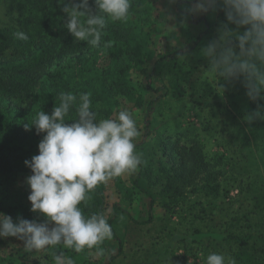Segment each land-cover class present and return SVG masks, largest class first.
Masks as SVG:
<instances>
[{
	"label": "rangeland",
	"instance_id": "obj_1",
	"mask_svg": "<svg viewBox=\"0 0 264 264\" xmlns=\"http://www.w3.org/2000/svg\"><path fill=\"white\" fill-rule=\"evenodd\" d=\"M178 1L130 0L131 7L125 20L113 22L109 19L117 27L116 32L123 33L127 38L128 44H121L126 49L129 48L130 52L121 59L120 66L126 69L123 80L133 85L136 92L134 100L126 96L115 97L114 102L118 101V104L112 106L110 114L103 119H115L120 110H127L133 115L140 132L134 140L135 152L143 162L135 171L117 177L116 182L112 178L98 185L103 191L99 212L105 214L108 222L113 220L112 228L118 240L113 236L111 240H106L101 245L105 255L97 256L95 249L76 253L63 245L26 252L22 241L12 237L0 238V264H55L56 255H66L74 264H109L111 258L114 259L111 264H206L207 256L211 253L234 260L229 250L237 249L225 242L221 249L218 248L219 244L212 248L207 241L208 247L204 250L208 254L204 255V251L198 249L199 238L195 240L194 230L202 227L204 231H208V226L214 225L215 227L210 228L214 232L228 229L234 233H244L252 230V224L248 219L245 220L244 215L250 217L252 214L250 200L253 198H260L263 206L260 209L255 207L256 214L261 216L264 213V184L254 187L252 192L230 189L227 198H216L218 207H210L207 218H194L187 211L195 201L192 196H187L190 189H185L179 210L175 214H169L164 207L168 196L167 193L163 194L164 179L161 181L155 176L161 169L160 163L165 161L163 144L169 139L167 135L179 138L182 144L201 140L212 163L217 162L220 154H224L230 163V169L225 170L226 175L233 173L234 168V175L244 171L247 177L256 175L255 172L261 168L258 159L254 163L255 155L258 158L260 155L255 147L251 152L255 155L236 159L238 149L243 147L247 151L248 146L239 141L240 129L231 120V116L221 111L222 108L224 110L222 101L217 102L231 95L237 85L232 81L230 90H226V85L221 81L225 89L222 93L217 88L215 76L207 71V61L199 54L201 48L216 38L217 28L226 22L224 14L218 10L215 13L188 15L184 10L191 4L188 0L182 3ZM71 2L79 3L80 0ZM21 12L20 5L9 0H0V28L24 29L20 23ZM205 15L210 17L215 26L211 35L203 36L196 47L198 38L205 30L202 22ZM81 22L84 23L83 18ZM83 42L75 40L72 52L79 51ZM172 54H179L175 55L176 60L158 64L160 59ZM150 101L154 102L148 109ZM226 117L231 120L227 132L222 126ZM35 155H38V147L32 149L29 161ZM30 175L32 173H21L16 185L0 188V213L12 217L14 222L19 218L34 222L38 220L31 211L28 200L30 188L26 180ZM226 175L222 174L221 179L231 183L232 176ZM118 178L129 189L133 187V181L139 178L140 185L142 183L145 188L157 192L152 224L135 223L148 219L150 199L144 193H135L132 201H128L119 191ZM239 194L242 196L240 199ZM114 206L119 208L117 213L114 212ZM218 212L224 218H218ZM237 212L242 215L240 222L235 221L236 219L229 220V228L217 225L222 223L218 219L228 221V217L232 219ZM40 218L41 221L45 220L42 215ZM49 227H54V224H49ZM254 230L256 233H263L262 228L254 227ZM216 237L218 243H221V236L216 234ZM250 241L252 255H257L259 250L260 253L264 252V242L260 238ZM256 241L258 244H255Z\"/></svg>",
	"mask_w": 264,
	"mask_h": 264
},
{
	"label": "trees",
	"instance_id": "obj_2",
	"mask_svg": "<svg viewBox=\"0 0 264 264\" xmlns=\"http://www.w3.org/2000/svg\"><path fill=\"white\" fill-rule=\"evenodd\" d=\"M9 1L22 7L20 23L24 29L0 28V188L16 185L21 173H31L25 166V161H29L32 149L38 147L44 134H37L35 127L25 130V124H31L41 110L51 115L54 106L60 103L61 92H72L77 96L80 93H90L92 110L97 113V120L109 115L112 106L118 104V101L114 102L115 97L126 96L134 100L136 92L133 85L123 80L126 69L120 66L121 59L130 52L129 48L123 47L128 44L127 38L123 33L116 32L117 27L110 20L102 31L99 46H91L84 41L79 51L72 52L75 39L64 27L66 20L61 10L64 0ZM89 8L93 12L96 11L94 0H89ZM202 22L205 30L198 38L196 47L203 36L211 35L215 26L208 15L204 16ZM17 32H24L28 39H18L15 35ZM179 54L166 56L160 59L158 64L174 61L175 55ZM230 83H223L226 90H230ZM233 84L237 85L234 92L217 102L222 101L224 110L222 108L221 111L231 116V120L240 129L239 141L248 146L247 151L243 147L238 149L236 159L255 155L251 152L256 148L260 155L259 158L255 155L254 163L258 159L261 168L255 172L256 175L247 177L244 171L234 175V168L233 173L226 175L225 170L230 169V163L224 154L218 153L220 155L216 159L217 162L212 163L201 140L182 144L179 138L167 135L169 139L163 144L165 161L160 163L159 174L155 175L161 181L164 179L163 194H168L167 202L164 203L167 213L175 214L179 210L182 206L180 200L183 199L186 188L190 189L187 196L195 199L187 211L194 218H207L208 209L218 207L216 198H227L230 189L252 192L254 187L264 184V100H250L241 82L234 81ZM239 85L241 87H238ZM153 102L148 103V109L152 107ZM77 107L78 104L70 109L66 123H73L78 118ZM231 120L229 117L225 118L222 125L225 132L228 131ZM222 174L232 176L231 183L222 180ZM115 179L117 177L114 181ZM141 185L137 178L133 181L131 189L125 188L118 178L119 191L129 199L128 201H132L135 193H144L150 199L148 219L135 221L138 225H149L154 220L157 192ZM101 188L97 186L90 191L87 194L88 199L81 203L80 207L86 217L99 213V205L103 200ZM241 197L239 194L238 199ZM250 207L253 208V211H250L251 218L245 215L244 217L252 224V230L244 233H234L228 229L214 232L210 228L215 225L208 226V231L199 227L193 233L195 240L199 238L201 248L198 249L207 255L208 252L204 249L208 247V242L212 248L219 244L218 248L221 249L226 243L237 249L229 250L236 264H264V252L260 253L259 250L257 255H252L250 241L260 238L264 242V213L259 216L255 211V207L263 208L260 198L250 200ZM194 209L196 211L193 212ZM121 210L127 214L125 210ZM118 211L119 208L114 206V212ZM34 216L38 218L37 223L44 222L41 221L39 213H34ZM218 218H224L221 212H218ZM241 218L242 215L237 212L232 219L228 217V221L218 219L222 223L217 225L229 228V220L236 219L235 221L240 222ZM109 224L112 227L113 220H110ZM254 227L262 228L263 233H256ZM216 234L221 236V243H218ZM113 237L118 240L114 230ZM121 249L120 242V251ZM113 260L111 258L109 264Z\"/></svg>",
	"mask_w": 264,
	"mask_h": 264
},
{
	"label": "clouds",
	"instance_id": "obj_3",
	"mask_svg": "<svg viewBox=\"0 0 264 264\" xmlns=\"http://www.w3.org/2000/svg\"><path fill=\"white\" fill-rule=\"evenodd\" d=\"M175 2V0H172ZM188 15L222 11L226 22L217 28V36L201 48L200 56L208 63L207 71L217 80V88L239 81L250 100H264V0H188ZM89 0L65 2L62 12L64 27L77 41L99 46L106 22L125 20L130 0ZM83 18L84 23L81 22ZM27 40L24 32L15 34ZM78 118L66 123L70 109L77 105ZM35 127L43 133L38 155L25 161L31 170L26 183L30 188L28 200L31 211L39 213L43 223L0 213V238H16L23 242L26 252L42 251L63 245L80 253L95 249L104 256L101 247L111 240L113 230L103 212L86 217L80 207L87 194L99 184L135 171L143 162L135 152L134 140L140 135L133 115L120 110L115 119L97 120L92 110L90 93L61 92L60 103L51 115L40 111L25 130ZM54 224V227H49ZM55 264H74L62 255L54 257ZM206 264H235L231 258L211 253Z\"/></svg>",
	"mask_w": 264,
	"mask_h": 264
}]
</instances>
